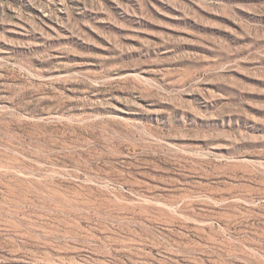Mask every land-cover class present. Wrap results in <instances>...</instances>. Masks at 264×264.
I'll return each instance as SVG.
<instances>
[{"label": "rangeland", "instance_id": "rangeland-1", "mask_svg": "<svg viewBox=\"0 0 264 264\" xmlns=\"http://www.w3.org/2000/svg\"><path fill=\"white\" fill-rule=\"evenodd\" d=\"M0 264H264V0H0Z\"/></svg>", "mask_w": 264, "mask_h": 264}]
</instances>
